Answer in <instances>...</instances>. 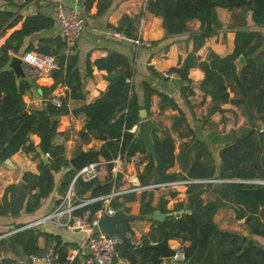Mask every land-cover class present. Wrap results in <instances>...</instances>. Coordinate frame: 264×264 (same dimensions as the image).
Returning a JSON list of instances; mask_svg holds the SVG:
<instances>
[{"label": "trees", "instance_id": "trees-1", "mask_svg": "<svg viewBox=\"0 0 264 264\" xmlns=\"http://www.w3.org/2000/svg\"><path fill=\"white\" fill-rule=\"evenodd\" d=\"M8 6L16 7L19 0H3ZM73 1V0H67ZM83 9L87 12L96 3L98 13L105 11L111 0H80ZM226 9L244 8L251 13L252 22L264 26V0H148L146 9L162 19L166 36L178 35L187 31L186 23L196 19L200 22V30L192 34L194 41L193 52L189 53L177 68H172L175 74L185 83V89L191 94V82L188 79L189 69L196 64L195 52L203 44L204 38L212 34L218 23L215 8ZM21 19L15 11L0 10V32L14 26ZM54 19L35 12L24 18L19 30L14 31L0 47V160L5 161L10 156L22 150L39 155L47 154V162L39 163V174L27 173L23 176L26 183L18 190V195L8 205L16 212L22 208L27 196V184L38 188L39 193L28 199L24 205L30 211L35 208L41 197H46L54 186V173L66 168L60 187H68L74 170L62 156L63 146L52 143L56 134L59 115L67 114V100L79 99L82 96L81 81L77 70V55L64 53L65 42L60 36L41 38L37 44H30L25 52L33 51L45 57H53L56 68L50 76L54 84L50 87L41 86L43 97L49 96L54 85L64 84L69 92L59 99V104L47 100L45 109L40 112H28L23 101V95L32 86V81L26 78L17 79L14 72L7 67L11 55L18 53L24 40L41 31L51 29ZM115 32H122L129 38H135V27L129 17L121 18L119 25L113 28ZM242 55L245 64L240 71H236L234 61ZM104 62L110 66L124 67L123 71L111 76L110 85L93 103L83 106L74 113H83L87 122L80 132L82 138L95 136L103 141L99 153L105 161L120 155L128 158L135 153H141L147 160L141 173L138 174L140 184L151 181H168L177 178L176 174L167 171L176 162L174 143L169 136L163 139L152 135L155 160L146 155L142 142L131 144L134 134L130 129L139 121V105L136 97L131 93V84L126 81L131 76L126 59L118 54L109 55ZM204 77L200 83L201 91L209 95L215 102L210 112L217 109L218 104L230 102L236 106H243L244 114L249 120V127L241 129L234 136L231 143L220 149V165L218 170L211 159L207 146L203 141L193 139L181 158L182 170L185 176L195 180H264V38L258 32L238 31L235 35V47L231 54L220 57L209 52L206 60L198 62ZM231 82L235 83L239 99H230L227 88ZM144 104L148 108L152 95L157 94L161 99V109L172 105L170 98L148 84H143ZM125 108L126 111L113 119L117 111ZM113 120V121H112ZM184 120L182 114L174 119V126ZM35 134L39 141L35 146L30 141V135ZM191 151H195L189 156ZM93 162V161H91ZM112 187L109 178L106 182L92 180L89 182L76 181L77 195L97 196L106 194ZM211 188V185H208ZM251 186L239 182H225L212 187L215 199L203 202L200 195L201 186L197 183L189 185L187 189L188 213L167 218L162 223L155 222L156 227L144 238L147 243L158 242L165 232L168 238H178L188 241L189 245L183 248L186 264H264V249L256 246L246 237L229 231L221 230L213 221L215 212L225 205L232 203L249 213L245 222L256 235L264 236L260 229V221L264 224V206H261L249 193L243 189ZM18 188V187H10ZM141 194L138 215L151 217L154 211L148 202H143ZM123 201L114 200L111 205L119 210L130 211V205L136 201L133 193L125 194ZM100 206L94 203L87 206L95 211ZM6 209L7 205H0ZM161 210H163L161 208ZM164 212H168L163 210ZM128 221L119 224L120 236L130 232ZM20 243L23 252L27 255H37L36 234L28 229L15 234L13 238ZM119 255L129 260L131 264H161L160 252L153 248H137L130 240H123L118 247ZM58 264L65 261V247L57 242L55 247Z\"/></svg>", "mask_w": 264, "mask_h": 264}, {"label": "crops", "instance_id": "crops-1", "mask_svg": "<svg viewBox=\"0 0 264 264\" xmlns=\"http://www.w3.org/2000/svg\"><path fill=\"white\" fill-rule=\"evenodd\" d=\"M147 1L111 0L109 7L102 13H98L96 3L86 12L80 0L65 1L67 6L79 9L84 18V30L76 40L75 46L69 49L65 45L64 48L65 54L77 55V70L81 81L82 96L79 99L69 98L67 100L68 113L56 117V134L52 139V143L57 146H63L62 156L68 163L79 151H97L98 157L92 161L103 162L105 170V173L98 179L100 182H106L111 178L109 172L110 164L106 162L117 157L121 158V173L116 179V184L119 187L128 186L130 181L140 184L138 174L142 172L147 163L144 155L138 152L133 155L140 157L139 162H133L130 159L132 156L125 158L120 155L109 161H105L99 153L103 141L95 136L87 137L86 139L82 138L80 132L84 129L87 118L83 113H74V110L91 104L98 99L110 85L109 78L124 70V67H111V64H107L104 60L111 54H118L126 59L128 68L131 70V76L126 78V81L131 84V93L137 99L139 110H145L146 119L151 120L156 126L151 131V137L153 134L159 139L169 136L174 143L176 162L167 171L169 174L177 175V178L168 180L174 181L188 178L185 176L184 170H182L180 161L183 153H186L188 144L193 139H198L206 144L215 168L218 170L220 165V149L231 143L234 136L239 134L241 129L248 128L250 124L244 114L242 105L236 106L230 102L220 103L217 109L210 112L215 102L200 89V83L204 74L198 67V62L206 60L209 52H213L220 57L231 54L235 47V35L238 31L258 32L264 38V26L259 27L252 22L250 11L244 8L229 10L216 7L215 16L220 26L215 28L212 34L204 38L203 44L195 52L196 64L189 69L187 75L191 82L190 88L192 93L189 94L187 89L184 90L185 83L175 74L171 73L170 70L179 67L187 55L193 52L194 41L192 34L199 32L200 22L196 19L190 20L186 23V32L166 36L161 17L150 13L146 9ZM16 4V7H12L8 6L5 1L0 0V10L15 11L21 15V19L14 26L0 32V47L14 31L21 28L23 20L27 16L40 12L54 19V26L51 29L27 37L18 53L9 52V55L21 58L24 69L25 64L32 63L38 56H42L33 51L25 52L26 48L30 44L36 45L41 38L60 36L59 24L53 10V5L49 0H19ZM124 16L131 19L135 27V38H129L122 32H117L118 35L113 34L115 32L113 28L119 25L121 18ZM139 34L142 41L147 44L138 45L136 43V38ZM47 58L54 61L53 57ZM238 58L234 61L237 72L245 64L244 57V64H240ZM165 72H170L171 75L164 76ZM29 80L33 82L32 86L23 95V101L28 112L42 111L45 109L46 101L51 98H56L58 101L56 104H59V99L66 97L69 92L67 85L59 83L54 85L49 96L43 97L40 88L41 86H52L54 84L52 77L49 75L38 79L29 78ZM145 83L157 91L166 94L172 101V105L161 109L160 96L154 94L150 98L148 108H146L143 90V84ZM227 90L230 99H239L241 97L237 93L234 82L229 84ZM125 111V108L120 109L113 119ZM180 114L183 115L184 120L180 125L174 126V119L179 117ZM140 121L141 119L139 118L138 123ZM138 123L130 129V132L134 135L138 129ZM30 141L36 146L39 139L35 134H32L30 135ZM37 151L39 155H36L34 152L19 150L3 161L4 164L0 163V205H7L5 210L0 207V264H32L30 262V256L32 255L25 254L22 245L13 239L15 234L28 229L33 230L36 234V245L39 250L37 255L50 254L55 258V261L52 263L39 264H58L57 254L55 253L58 241L65 247L64 262H66L69 255H73V259L69 264H87L86 261L90 253L86 247L82 246L85 237L83 232L57 227L51 223L28 227L35 220L54 210L62 201L67 188L63 190L60 184L66 168L54 173V186L51 192L46 197H41L35 208L33 207L28 211L26 206L24 207L30 197L39 193V189L32 188L29 183L27 184V199L23 201L22 208L15 212L8 205V203L17 197L18 190L22 189L20 187L26 184L23 176L27 173L39 174V163L47 162L49 156L42 154L38 149ZM194 152L191 151L189 156H192ZM69 168L72 169L70 164ZM215 180L217 182L203 180L202 182L191 183H197L201 186L202 193L200 197L204 203L215 199L214 188L212 187L218 186L221 183L239 182L251 187L261 186L244 183L242 182L243 180ZM157 182L167 181H151L148 184ZM189 185L132 192L136 196V201L130 205V211L124 212L126 214L138 215L137 208L140 203L141 194L145 193L142 200L143 202H148L154 211L159 210L163 214L179 211H184L182 214L188 213L187 189ZM208 185H211V188ZM12 186L18 188H10ZM87 196H89V192L83 195V197ZM122 197L118 201H123ZM229 205L240 209L244 214L243 217L236 219L233 210L225 207ZM260 205L264 206V204ZM161 208L168 212H164ZM175 216L177 215L174 214L171 217ZM247 216H249V213L242 210L241 207L232 203H226L215 212L213 221L219 229L246 237L256 246L264 249V236L253 233L252 228L245 222ZM167 218L170 217H166L164 221ZM155 222L158 221H155L152 216H144L141 219L128 221V228L133 236L134 245L137 248L140 249L142 243L145 241L144 238L151 232L153 227H156ZM260 229L264 231L262 220L260 221ZM165 233L167 234L166 243L168 249L173 250L174 254L177 252L183 254V248L188 246L189 242L178 238H168V233ZM155 243L149 242V244ZM160 257L162 259L161 264H186L184 254L183 259H176L174 256L162 257L160 255ZM119 264L131 263L128 259L122 258Z\"/></svg>", "mask_w": 264, "mask_h": 264}, {"label": "built area", "instance_id": "built-area-1", "mask_svg": "<svg viewBox=\"0 0 264 264\" xmlns=\"http://www.w3.org/2000/svg\"><path fill=\"white\" fill-rule=\"evenodd\" d=\"M53 5V10L59 24V33L63 38L67 48L72 49L75 46L76 40L84 30V18L81 11L74 7H69L65 4L66 0H49ZM118 35L117 32L113 33ZM138 45L147 44L142 41L140 34L136 38ZM56 68V63L44 56H38L32 63H27L24 66V73L27 78L38 79L47 77L52 70ZM170 72H165L164 76H170ZM51 101L58 103L56 98H51ZM47 155V154H46ZM133 162H139L140 157L132 156ZM110 164V180L112 187L106 194L97 196H79L75 193V183L80 180L89 182L98 180L105 173L104 163L100 161L89 162L80 169L74 170L72 179L67 187L66 193L54 210L45 214L41 218L35 220L28 227L43 225L46 223L54 224L57 227L70 230H79L85 234L82 246L89 250L90 255L87 258V264H119L122 257L119 255L118 247L122 244L124 238L135 243L131 232H126L124 236L117 233L106 234L101 232L98 223L104 216H110L115 213L116 209L111 205V202L118 200L122 196L132 192H141L152 189L174 188L176 186H186L194 182H202L203 180H193L189 178L179 179L167 182L150 183L141 185L139 183L129 182L126 187L117 186L116 179L121 173V158L117 157L109 162ZM208 182H217L215 179L204 180ZM244 183L264 185V180H243ZM94 203H99L100 206L95 211H91L87 206ZM176 259H183V254L177 252L173 255ZM73 259V255L67 257L64 264H69ZM55 258L50 254L32 255L30 262L32 264L52 263Z\"/></svg>", "mask_w": 264, "mask_h": 264}, {"label": "water", "instance_id": "water-1", "mask_svg": "<svg viewBox=\"0 0 264 264\" xmlns=\"http://www.w3.org/2000/svg\"><path fill=\"white\" fill-rule=\"evenodd\" d=\"M238 62L240 64H244V58L240 56L238 58ZM22 63L23 62L21 58H19L18 56H11L7 64V67L14 72L17 79L27 78V76L24 73ZM139 118L141 119V121L138 123V129L135 132L133 139L131 140V144L136 143L138 141L142 142L145 148L146 155L151 156V158L155 160L156 156L154 153L151 131L154 128H156V126L151 120L146 119V112L143 109L139 110ZM97 157H98L97 151H92V150L79 151L77 155H75L73 158L69 160V164L72 167V169L76 170L87 165L90 161L96 159ZM0 163L4 164V162L1 160ZM243 191L249 193L260 204H264V185L245 188L243 189ZM225 207H229L230 209L233 210L236 219H241L244 215L243 212H241V210L238 209L236 206L229 205ZM182 213H184V211H179L175 213L168 212L163 214L159 210H156L152 213V218L155 221L162 222L166 217H171L174 214L178 215ZM141 218H144V216L126 214L123 210L119 209L116 210L114 214L110 216H104L103 218H101V220L98 223V227L101 232H104L106 234L118 233L119 224H121L122 222L141 219ZM166 240H167V234L165 233V236L162 239V241L155 244H149L146 241H144L140 248H144V247L153 248L158 250L162 257H171L174 255L175 252L173 250L168 249Z\"/></svg>", "mask_w": 264, "mask_h": 264}]
</instances>
